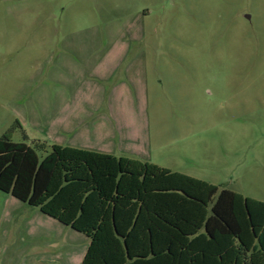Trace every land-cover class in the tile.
<instances>
[{
	"label": "rangeland",
	"instance_id": "rangeland-1",
	"mask_svg": "<svg viewBox=\"0 0 264 264\" xmlns=\"http://www.w3.org/2000/svg\"><path fill=\"white\" fill-rule=\"evenodd\" d=\"M5 134L264 202V0H0ZM88 245L0 191V264H81Z\"/></svg>",
	"mask_w": 264,
	"mask_h": 264
},
{
	"label": "trees",
	"instance_id": "trees-1",
	"mask_svg": "<svg viewBox=\"0 0 264 264\" xmlns=\"http://www.w3.org/2000/svg\"><path fill=\"white\" fill-rule=\"evenodd\" d=\"M0 191L87 237L81 264H264V202L146 162L5 134Z\"/></svg>",
	"mask_w": 264,
	"mask_h": 264
},
{
	"label": "crops",
	"instance_id": "crops-1",
	"mask_svg": "<svg viewBox=\"0 0 264 264\" xmlns=\"http://www.w3.org/2000/svg\"><path fill=\"white\" fill-rule=\"evenodd\" d=\"M103 62H105V60H101V61H100V63H103ZM98 69H102V68H101V67H98ZM106 71H107V70L104 69V73H105ZM91 73H92V72H91ZM91 73H90V76H92ZM104 75H107V74L105 73ZM94 76H95V75H94ZM105 154H106V153H105Z\"/></svg>",
	"mask_w": 264,
	"mask_h": 264
}]
</instances>
